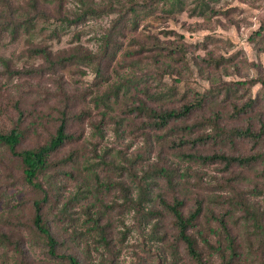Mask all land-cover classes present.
I'll list each match as a JSON object with an SVG mask.
<instances>
[{
  "label": "rangeland",
  "instance_id": "374dc122",
  "mask_svg": "<svg viewBox=\"0 0 264 264\" xmlns=\"http://www.w3.org/2000/svg\"><path fill=\"white\" fill-rule=\"evenodd\" d=\"M145 1L154 7L134 27L118 22L120 10ZM204 1L212 12L203 16L191 13L194 0L172 14L165 13L169 0L0 1V23H18L15 35L0 33V133L20 119L25 132L17 150L31 149L63 111L72 137L37 177L47 200L41 213L59 254L72 253L79 264H196L162 207L175 196L184 215L201 202L188 234L202 263L222 264L229 252L222 220L233 239V264H264V0ZM89 8L92 16L82 15ZM26 20L28 32L20 23ZM196 93L206 95L203 108L161 131L148 128L137 110L141 104L179 110ZM248 99L251 109L233 116L231 104ZM214 114L220 129H249L260 138H219L207 124L188 136L182 129ZM69 153L70 164L60 163ZM191 154L255 160L203 164L185 157ZM144 186L148 202L123 204L124 192L135 201ZM41 197L24 183L19 160L0 146V233L22 254L0 243V264H65L32 237V203ZM96 217L104 243L89 220Z\"/></svg>",
  "mask_w": 264,
  "mask_h": 264
},
{
  "label": "trees",
  "instance_id": "16d2710c",
  "mask_svg": "<svg viewBox=\"0 0 264 264\" xmlns=\"http://www.w3.org/2000/svg\"><path fill=\"white\" fill-rule=\"evenodd\" d=\"M3 1V0H0ZM170 3L168 4V10L165 11L166 14H172L176 12H180L183 10V6L185 1L187 0H169ZM6 3H4L5 5ZM133 5H129L128 8H125L123 10L119 11L118 16V22H121L120 20L124 21V24L126 23L128 25H132L133 27L136 25V22L138 19H140L141 13L150 12V9L154 6L151 2H144L142 5L138 7H132ZM174 9V11H173ZM88 11V12H87ZM84 10L82 12V15L86 16H92L94 9L89 8L88 10ZM212 10L210 9L209 5L205 3L204 0H194V6L192 7L191 13L196 14L198 16H203L207 13H211ZM144 14V16H146ZM67 21V20H64ZM21 24H24L23 31L28 32L30 30V24H28V21H22ZM122 23V22H121ZM67 24H70V21H67ZM18 29V23L17 24H1L0 23V33H3L7 31L10 35H15L16 30ZM111 57H114L111 56ZM110 57V58H111ZM218 61H210L211 64L217 65ZM209 62V63H210ZM254 81H247V84H252ZM245 82L239 81L236 85L243 86ZM118 88H115L114 93L113 91L110 93L114 97H116ZM224 95L223 98H228L230 96L229 89H223ZM108 95L105 94L101 97L100 101L103 99H107ZM206 95L204 93H196L195 98L192 101H187L185 104L181 106L179 110H165V111H154L149 108H145L144 104H141L137 110L138 112L143 113L145 118L148 120V123L146 126L150 129L161 131L168 127V125L171 124V122H184L186 121L189 116L199 111L203 108L204 102H205ZM254 101L252 99H248L241 105H235L231 104V110L233 116H238L240 114H245L247 111H249L253 105ZM19 118V117H18ZM218 120V115L214 114L211 121H205L200 120L198 122H194L191 124H183L182 129L186 132L187 136L192 135L196 129L204 128L203 125H210L215 133L221 138V136L225 139H234V138H245V139H253L258 140L260 138L261 132L252 133L249 129L244 130H237V129H230V130H223L220 129L216 122ZM21 120L18 119V121H14L12 127L6 131L0 133V146L4 147V149L13 157H16L19 160V164L22 171V178L26 185L29 187L38 190L42 197L38 200H34L32 203V209L33 214L31 217V232L32 237L36 242H40L43 244V247L45 248L46 252L50 256L58 257L59 259L63 260L65 264H79L78 259L74 256L72 253H61L60 251V242H57L55 237L51 233L50 227L46 224L45 220L43 219V214L41 213L42 210V204L46 202V192L42 189L40 183L38 182L37 177L40 175H44L49 169L52 164L50 162V158L52 154L60 149L62 146L67 145L70 143V140L72 137L70 134L66 133V130L68 128L67 125V117L63 111L59 112V115L57 116V119L55 121L54 130L51 134H49L48 138L41 144L37 145L31 149H23V150H17V147L19 143L21 142L23 136H24V128L21 126ZM214 138V136H203L198 137L197 139L192 140V144L199 143V144H205L208 139ZM190 160H197L203 164L209 163H223L225 166H229L232 164H238V165H247L255 160L254 157H228L221 154H212L210 156H201V155H186ZM60 163H69L70 164V153L63 157ZM159 171L165 172V177L168 178V173L163 170L159 169ZM67 176L70 175V173H63ZM137 197L136 200L129 199L128 192H124L123 196V204L129 206L132 204V206L141 207L142 204L145 202H148L149 199H146V189L144 187H140L137 190ZM70 201V200H69ZM162 202V207L165 211H167L172 220H173V227L176 230V236L179 241H181L185 247V251L187 255L196 263V264H204L201 260V254L196 251L195 249V242L191 238V236L188 234V231L192 229L199 218L201 211H202V205L200 201L195 200L193 204V208L187 212L186 215L182 213V207H183V201L179 198L173 196L170 203H166L165 201ZM69 203V202H68ZM61 211H65V208L63 207L60 209ZM93 228V231L97 235L100 242L104 243V230L105 226H100L99 224V218L96 217L95 219H89ZM217 224L220 226V229L224 232V235L226 237V241L228 244L229 252H227V255L222 257V255H225L224 253L220 252V255L222 257L221 262L222 264H233L234 262V247H233V239L230 238L229 233L227 232V229L223 223L222 220H218ZM203 244L210 249L213 253L218 254L219 249L216 247H213L210 245L206 240L202 241ZM0 243L10 245L13 247V249L17 252L18 251V243L16 241L10 240V238L7 235H4L0 233ZM70 248V242L69 246ZM70 250L68 249L67 252ZM20 255H22L19 252ZM19 255V256H20ZM21 257V256H20Z\"/></svg>",
  "mask_w": 264,
  "mask_h": 264
}]
</instances>
